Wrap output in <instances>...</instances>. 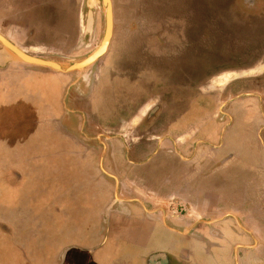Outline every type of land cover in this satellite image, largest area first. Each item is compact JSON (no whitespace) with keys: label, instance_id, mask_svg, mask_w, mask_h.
<instances>
[{"label":"crops","instance_id":"crops-1","mask_svg":"<svg viewBox=\"0 0 264 264\" xmlns=\"http://www.w3.org/2000/svg\"><path fill=\"white\" fill-rule=\"evenodd\" d=\"M228 1V9L202 14L232 17L227 27L241 36L235 38L253 68L209 80L214 90L192 100L187 112L180 107L171 121L166 100L146 121L153 108L148 89L163 83L148 59L128 69L133 77L102 64L112 43L87 74L20 63L0 68V129L7 110V131L20 121L32 133L10 155L0 142V264H244L248 242L264 241L257 228L263 219L246 216L264 203V0L242 11ZM37 2L0 0V34L10 41L20 34ZM131 78L135 85L126 84ZM130 94L135 109L122 117L130 102L121 98ZM77 102L90 103L89 110ZM76 114H83L81 126L72 121ZM109 117L116 125L106 128ZM43 124L49 145L61 147L47 154H39L34 138ZM41 160L45 171L38 170Z\"/></svg>","mask_w":264,"mask_h":264},{"label":"rangeland","instance_id":"rangeland-1","mask_svg":"<svg viewBox=\"0 0 264 264\" xmlns=\"http://www.w3.org/2000/svg\"><path fill=\"white\" fill-rule=\"evenodd\" d=\"M111 1L113 26L115 28L111 39V47L103 58L102 64L111 71H115V68H118L121 75L125 73L126 75L124 76L132 75L133 77L135 72H131L128 69L131 70V68L136 66V63L148 59L152 63L150 65L152 76H157L158 78L161 76V79H163V87L160 82H153V88L148 89L153 104L152 110L164 105L162 100H166L169 111L168 120L174 119L176 111H183L180 107L184 109V112H187L192 100H196L203 92L211 90L212 87L209 80L214 79L216 76H225L227 72L235 73L246 69L249 71L253 68L250 65V62H252L250 59L245 61V49H242L244 44L236 40V38L241 36L239 34L238 36H234L233 33L230 34L231 29L227 27L229 22L232 21V17L224 15L221 18L218 16H211V18L207 14H205L206 17L202 14L204 12L208 13L209 10L214 11L224 7V9H228V0ZM244 3L242 0H232V5H230L232 8L234 7L241 11L254 10L256 8L253 6L245 7L249 6V4L245 5ZM34 5L36 9H32L29 17L22 19L23 27L20 34L12 35L11 41L9 40L14 45L20 46L25 53L68 66L72 61H80L87 58L100 44L104 35L105 16L99 5L96 4L94 9L93 30L87 35L84 34L81 18L77 21V15L78 13L82 14L88 7V0H39ZM166 7L169 9L168 12ZM169 12L177 15V18L166 17ZM183 12L186 16H182ZM228 13L232 15L231 12ZM25 16L28 15L26 14ZM28 26H31V28H28ZM167 27H171L174 31H170L166 36L162 35L161 29L166 30ZM30 37L32 38L31 40H29ZM165 38L169 42L166 47L160 49V41H165ZM149 43L153 44V46L156 44V50L154 48L150 51L146 47V44L148 45ZM173 53H175V56L170 57ZM246 62L248 64H245ZM160 65L163 66V69L160 68ZM172 74H177L179 81L172 80ZM184 77H188V79ZM165 78H167L166 81ZM134 83L135 80L131 78L127 80L126 84L135 85ZM235 85L239 89L243 87L242 83ZM164 86H167L168 90H164ZM147 95L139 99L137 106L146 99ZM94 97L95 101H97L98 96ZM39 98V105L35 107L40 106L39 110H41L45 106V98ZM121 99L123 100L121 102L125 100L130 102L128 106L130 110L119 114L122 117H127L129 112L135 107V98L133 99V94H130L129 97H122ZM89 104L77 102L75 106L77 109L84 106V110L88 111ZM100 104H103V107H107L110 103L106 100V102L102 101ZM2 114H4V119H2V128L0 129V142H6L3 144L2 149L7 150L10 155L15 152L16 143L19 142V139L24 138L25 142L23 145H25L27 141L31 140L32 133L27 134L29 129L21 130L22 124L20 121L16 128L14 127L13 130L8 129L7 131V122L9 123L11 120L6 119L10 118L11 113L6 110ZM81 116L83 117V114L72 115V121L75 124L77 121L80 122L81 126L82 121L79 120ZM104 122L108 123L104 125L106 128L113 127L112 124L116 125V122L113 123L110 117ZM44 127L45 124L40 127L37 135L34 134V138L39 136V154H47L61 148L60 145L55 147L49 145L48 141H46L47 135H44L47 132V128L44 129ZM55 128L56 139H58L61 134L58 123L55 124ZM76 130L80 131L81 127H77ZM23 131L25 135L22 137L21 132ZM88 132L90 134V131ZM2 149L0 148V152H3ZM261 157L264 158V154ZM36 164H34V169ZM38 165L39 171L48 169L45 161L41 160ZM248 181L251 183L253 179L248 178ZM252 185L253 188H251L250 194L255 191L254 184L249 186ZM260 190L261 187L258 183L257 192ZM254 204L252 208L246 211L247 218L249 220L258 218L264 221V203L263 209L258 207L261 206V202L257 203V206ZM260 227L258 226L257 228L260 230L264 229V226ZM42 231L43 229H41V234H43ZM243 261L244 264H264V241L258 245L255 242H248V253Z\"/></svg>","mask_w":264,"mask_h":264},{"label":"water","instance_id":"water-1","mask_svg":"<svg viewBox=\"0 0 264 264\" xmlns=\"http://www.w3.org/2000/svg\"><path fill=\"white\" fill-rule=\"evenodd\" d=\"M99 5L105 16L104 35L97 48L84 60L72 61L65 66L54 61L29 55L0 34V68L10 63H20L31 67L43 68L55 73L68 74L78 72L87 74L92 67L106 54L113 36V7L111 0H88V7L81 14V25L84 34L93 30L95 6Z\"/></svg>","mask_w":264,"mask_h":264},{"label":"flooded vegetation","instance_id":"flooded-vegetation-1","mask_svg":"<svg viewBox=\"0 0 264 264\" xmlns=\"http://www.w3.org/2000/svg\"><path fill=\"white\" fill-rule=\"evenodd\" d=\"M243 1L245 2V3H244L245 5H247V3L249 4V6H245V7H248V8L254 6V4L256 3V0H243ZM220 84L222 85L223 83H220ZM214 85H216V83H213V82H212V83H211V87H212L211 90H214V89H213ZM152 88H153V87H152ZM150 89H151V88H150ZM211 90H209V91H211ZM155 111H156V110L154 109V110H152V112L149 113V115H148V117H147L148 120L151 119V117L154 115V112H155ZM220 116H222V115L220 114Z\"/></svg>","mask_w":264,"mask_h":264}]
</instances>
